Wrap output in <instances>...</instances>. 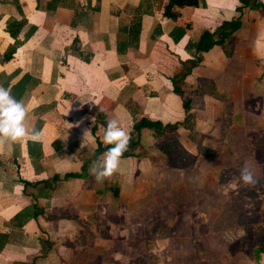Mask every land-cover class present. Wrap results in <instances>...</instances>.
I'll return each mask as SVG.
<instances>
[{"label":"crops","instance_id":"obj_1","mask_svg":"<svg viewBox=\"0 0 264 264\" xmlns=\"http://www.w3.org/2000/svg\"><path fill=\"white\" fill-rule=\"evenodd\" d=\"M257 1L264 7V0ZM166 2L0 0V56L19 42L11 58L0 61V86L25 105V126L40 132L35 142L25 136L0 144V235L7 237L0 264H77L70 256L85 253V221L93 219L88 226L93 224L90 234L96 238L103 226L97 220L102 202L113 199L118 205L123 186H133L141 169L157 168L152 163L160 162L152 155L164 158L154 146L159 137L141 128L134 151L148 155L121 157L112 177L95 180L90 165L105 153L94 155L95 136L103 137L110 119L128 132L140 117L157 120L164 126L162 136L175 137L190 154L198 144L187 137L185 119L203 140L264 136V10L240 0H200L197 6H174L176 17L169 18L162 16ZM9 20L23 22L13 36L5 30ZM137 20L136 37L118 35ZM233 20L238 24L229 51L214 45L196 52L191 46L202 31ZM177 28L183 35L174 41ZM72 48L90 54L89 60ZM197 58L185 71L186 62ZM176 75L182 96L173 92ZM183 97L190 100L187 110ZM219 120L227 125L221 138L215 135ZM182 140L190 142L189 149ZM79 170L80 177H64ZM24 210L30 217L18 227L13 217ZM255 246L251 256L233 247L231 264H264V250L253 257ZM59 251L70 254L67 260Z\"/></svg>","mask_w":264,"mask_h":264},{"label":"rangeland","instance_id":"obj_2","mask_svg":"<svg viewBox=\"0 0 264 264\" xmlns=\"http://www.w3.org/2000/svg\"><path fill=\"white\" fill-rule=\"evenodd\" d=\"M216 124L215 135L221 138L226 120ZM236 135L215 141L194 137L198 147L190 149L192 154L177 148L170 157L163 154L164 160L153 154V160L160 162L152 163L157 168L141 169L133 186H123L118 205L113 199L100 205L97 220L104 233L100 230L94 238L93 224L88 226L93 219L85 221L82 232L87 244L81 250L85 253L77 252L81 255L76 257L71 250L70 260L77 258V264H231L229 252L239 246L251 256L253 246L264 243V144H254L257 137ZM182 141L189 149L190 142ZM245 162L258 181L254 186L239 180ZM232 183L237 185L235 190ZM60 251L58 257L67 260L70 254ZM261 253L254 250L253 257ZM221 255L227 259L223 261Z\"/></svg>","mask_w":264,"mask_h":264},{"label":"trees","instance_id":"obj_3","mask_svg":"<svg viewBox=\"0 0 264 264\" xmlns=\"http://www.w3.org/2000/svg\"><path fill=\"white\" fill-rule=\"evenodd\" d=\"M240 2L243 6H247L250 9L264 10L263 5L260 2H258L257 0H240ZM200 3H202V2H200V0H167L166 4L164 5L163 11H162V16L169 17V18H175L177 13L172 10V8L174 6H177V7L197 6ZM237 24L238 23L235 20L223 21L222 23H220L218 26H216L212 30H204L201 32V34L199 35L197 40L193 44H191V46L194 48V50L196 52H205L208 49H210L212 46L217 45V46H220L223 49H225L227 52V51H229V47L226 45H228L231 42L230 41L231 35H232L233 31L237 28ZM22 25H23L22 21L15 22V21L9 20L6 22L5 30L10 36H13L15 30L20 28ZM31 30H33V28H31ZM118 31H119L118 35H122L123 33L126 32V33L131 34V35L136 37L138 32H139L138 20L135 21L134 23H132V25L129 26L128 28L125 27V25L122 26V29H119ZM182 35H183V30H181L180 28H177V31L175 32V36H173V40L177 41ZM18 43H19L18 41L12 42L4 50V52L1 54L0 61H2V62L8 61L11 58V55L14 53ZM119 46H120V44H119ZM71 51L74 52L76 54V56L81 58L82 60H84V61L89 60L90 54L83 55L76 48H72ZM198 59L199 58H197V60L187 61L185 71H188L189 68H191L193 65H195V63L198 61ZM182 75H184V73L181 74V76ZM181 76L176 75L172 79L173 92L180 95V96H182L183 94H182V91L180 90L177 83H178V80L181 78ZM189 102H190L189 98H183V101H182L183 109H185V110L188 109ZM181 124L187 130V133H188L187 137L188 138H190V137L192 139H194V137L196 139L198 137L202 138L200 133L193 131L192 125L190 124L188 119H185ZM168 127L172 130V129H174L175 126L170 125ZM141 128H149L153 131V136L155 138L159 137V139H157L154 142V146H155V148H157L161 152H163V154H165L166 156L170 157L171 155H173L172 152H175V148L180 149L181 151L185 152V150L182 147L178 146V144L175 140V137H173L171 135L162 136L164 126L159 121L150 120V119L145 118V117H140L132 125V131L130 132L131 138H130L129 143H128L127 151H125L123 153L122 157H127V156H135L136 157L138 155L139 156L148 155L147 152H141V153L136 154L134 151V149L137 147V144H138L139 132H140ZM166 138H170L172 140H168ZM196 139H194V140H196ZM95 142H96V148L94 149V155H98L102 152H106L108 148L112 147V145H107V146L104 145L102 142V137L95 136ZM168 142H170L171 145H169ZM255 143L259 144V145L263 144L264 143V136L257 139L255 141ZM80 175H81V173L79 170V172L66 173V174H64V177L65 178L66 177H80ZM53 178H56V176H54ZM32 215H35V214L32 213ZM29 217L30 216L27 215L25 210H24V211H21L19 214L15 215L13 217V220L15 221L16 226L21 227L23 225V223H25ZM5 242H7V237H5V234L0 235V248ZM263 245H264V243L260 244L259 247H258V245H256L254 250L258 249V250L263 251L264 250Z\"/></svg>","mask_w":264,"mask_h":264},{"label":"clouds","instance_id":"obj_4","mask_svg":"<svg viewBox=\"0 0 264 264\" xmlns=\"http://www.w3.org/2000/svg\"><path fill=\"white\" fill-rule=\"evenodd\" d=\"M26 116L27 109L23 102L12 96L11 89L0 86V144L5 140L14 143L25 136H30L34 142L39 140L40 132L34 126L31 130L25 126ZM86 131L87 129L84 132ZM130 138V132L121 128L116 119L106 122L102 142L112 147L103 153L102 158L94 160L90 165V172L97 182H102L116 173ZM239 180L245 186H254L258 182L247 162L239 169ZM230 187L235 190L237 185L232 183Z\"/></svg>","mask_w":264,"mask_h":264}]
</instances>
